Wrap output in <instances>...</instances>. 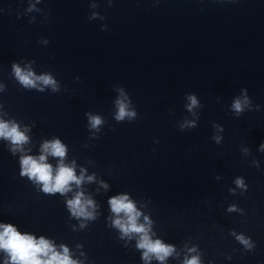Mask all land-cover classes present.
Returning a JSON list of instances; mask_svg holds the SVG:
<instances>
[{
    "label": "water",
    "instance_id": "water-1",
    "mask_svg": "<svg viewBox=\"0 0 264 264\" xmlns=\"http://www.w3.org/2000/svg\"><path fill=\"white\" fill-rule=\"evenodd\" d=\"M120 101L136 115L117 120ZM0 122L27 137H0V224L76 264H264V0H0ZM42 155L80 183L44 192L21 174ZM122 196L163 260L115 224Z\"/></svg>",
    "mask_w": 264,
    "mask_h": 264
},
{
    "label": "clouds",
    "instance_id": "clouds-1",
    "mask_svg": "<svg viewBox=\"0 0 264 264\" xmlns=\"http://www.w3.org/2000/svg\"><path fill=\"white\" fill-rule=\"evenodd\" d=\"M15 73L20 82L26 87H35V80H41L45 85L55 86V81L50 76H41L33 79L31 72L25 73L18 66H14ZM192 104H196L195 97H190ZM234 108L237 111L241 110V102L239 100L234 104ZM136 115L134 111H128L127 105L123 102H119V112L116 116L117 120H123L125 117L132 118ZM90 123L93 128H96L101 120L99 117H90ZM0 137L11 139L15 145H21L27 137L18 130V127L13 125L11 128L8 124L0 122ZM46 152L63 157L65 155V148L59 140L44 145ZM46 157L40 156L39 160L34 159L31 156L22 158V175H28L30 178H35L38 182L43 184V191L46 193L65 192L67 186L71 181H75L77 184L80 180L74 175L72 168H69L63 164L60 165L55 176L52 175L51 165L44 163ZM238 184L242 185V181H237ZM82 194H79L74 200L68 201V205L73 212V215L91 217V213L86 211L85 203L81 200ZM87 204H91V201H87ZM113 212L119 214L125 213L128 217L126 223H122L121 220L117 219L115 224L121 228L124 233L137 232L145 233L142 236L138 247L146 249L144 258L148 259L149 253H154L157 258L163 260L168 256L172 248L161 244L159 240L153 242L150 240L145 232L143 225L137 224V217L140 215L134 208L132 202L127 200L126 196L116 197L110 201ZM0 228L3 231L0 232V249L6 250L10 256L13 264H76L67 255L68 249H64V255L56 253L52 248L49 241L41 237L38 241L31 235L19 233L16 228L11 224H0ZM241 242L248 244L242 236L239 237ZM47 256L46 260H41L40 255ZM50 254V255H49ZM186 264H198V259L193 258L186 261Z\"/></svg>",
    "mask_w": 264,
    "mask_h": 264
}]
</instances>
